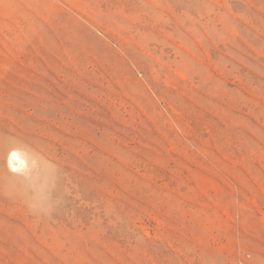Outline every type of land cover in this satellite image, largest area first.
<instances>
[{
	"label": "rangeland",
	"instance_id": "obj_1",
	"mask_svg": "<svg viewBox=\"0 0 264 264\" xmlns=\"http://www.w3.org/2000/svg\"><path fill=\"white\" fill-rule=\"evenodd\" d=\"M0 264H264V0H0Z\"/></svg>",
	"mask_w": 264,
	"mask_h": 264
},
{
	"label": "bare ground",
	"instance_id": "obj_2",
	"mask_svg": "<svg viewBox=\"0 0 264 264\" xmlns=\"http://www.w3.org/2000/svg\"><path fill=\"white\" fill-rule=\"evenodd\" d=\"M7 162L10 166L15 169L24 168L26 165L23 154L20 153L18 150H14L9 154Z\"/></svg>",
	"mask_w": 264,
	"mask_h": 264
}]
</instances>
